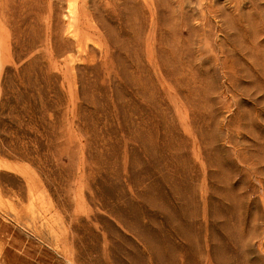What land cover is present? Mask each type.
<instances>
[{"label":"rangeland","instance_id":"rangeland-1","mask_svg":"<svg viewBox=\"0 0 264 264\" xmlns=\"http://www.w3.org/2000/svg\"><path fill=\"white\" fill-rule=\"evenodd\" d=\"M0 264H264V0H0Z\"/></svg>","mask_w":264,"mask_h":264}]
</instances>
